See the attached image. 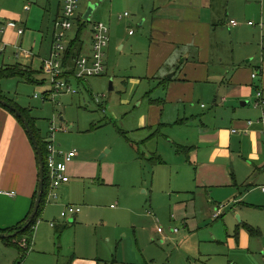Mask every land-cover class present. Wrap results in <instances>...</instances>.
<instances>
[{"label":"crops","instance_id":"crops-1","mask_svg":"<svg viewBox=\"0 0 264 264\" xmlns=\"http://www.w3.org/2000/svg\"><path fill=\"white\" fill-rule=\"evenodd\" d=\"M36 1L41 2L43 6H38L39 8H35L33 11L34 6L25 0H0V17L2 24L7 27L4 36H0L7 46L0 53V71L6 67L21 65L24 68L32 67L41 74L44 73L43 61L49 58L52 53L55 26L62 16L64 4L63 0H52V3L51 0ZM126 2L128 5L124 8L136 4L140 8L139 10H147L148 7L150 10L147 11L152 13L148 16V19H152L149 32H151L150 40H152L151 55L153 53V58L150 57L149 60V79H152V75L159 74L165 67L166 57H169L159 56L158 51L165 47L164 49L169 50L168 54H170L175 52L179 46L187 48L186 51H181L175 64L166 68L167 74L174 73L173 78L165 77L156 85L158 91H163L165 94L162 99L153 102L160 105V108H153L158 115L145 121L140 129L145 133L153 132L147 141L152 138L156 139L158 135L163 137V133L158 134V131H163L166 128L187 126L192 129L186 135V141L179 139L180 141L173 142L175 149L177 148V156L174 155L173 161L178 164V168L174 166L173 162H169L166 155L157 154L156 156L155 152L143 153L144 159L154 166V177L150 178L152 186L158 187V182L167 181V176L156 178L158 169H161L159 167L171 166V169L175 168L179 171L177 177L169 175V179L175 182L177 191L182 194L186 193L190 198L194 195L196 199L189 202L191 204L190 207H187L189 211L201 212L199 197H204L203 200H205L207 208L205 207L203 210L205 209L214 221L224 218L226 210L230 208L234 214L242 216L246 207L254 211L263 210L264 120L262 121V111L260 108H256L255 102L258 90L263 91L264 95V42L263 44L259 42L260 51H255L257 39L255 34L258 33V29H252L255 26H250L251 22L247 21L249 18L247 14L234 12L238 8L237 6L232 9L228 7L222 12L215 6V0H126ZM253 3L248 1L247 6ZM116 4L114 1L109 7L111 12L115 9ZM48 6L51 10L53 7L54 11L49 17ZM258 16L257 14L255 17L258 18ZM104 18L105 21L102 22L110 28L112 18H108V15ZM235 19L239 21L237 27L231 25ZM40 20L45 37L50 35V40L45 41L44 37L39 47L40 50L46 51L43 56L34 55L33 51L29 52L23 49L28 39L32 45L37 44V33H29L28 30L30 26L36 28ZM84 22L88 21L84 19ZM145 23L146 21L141 22L140 26H144ZM18 29L23 30L24 34L20 35ZM248 34L251 42L243 41L240 50L228 49L230 46L227 37L234 39L236 36L241 37ZM130 36L133 37L131 34ZM77 40L82 45L81 55L92 52L93 34L90 36L88 45H85L81 38ZM72 42L67 44L68 47ZM182 58H185L184 61L187 62L181 67L178 60ZM180 71V78H175L176 73ZM253 75H256L257 78L254 79ZM199 97L213 105V110L206 113V107L202 106V111L197 113L190 111L188 114L186 104L190 103V106H194L196 98ZM181 105L184 106L179 109ZM167 106H171L174 111L169 119H166L168 117ZM174 106L177 107L174 108ZM31 117L34 120L36 131L40 135V131L36 127V120L32 115ZM40 138L42 137L40 136ZM164 138L167 140L168 137L164 136ZM75 161L69 165L68 173L71 176V181L60 187L59 198L53 208L58 209L61 213V210L67 205L77 206L81 208V212L67 220L61 218L65 221V224L63 223L61 226L58 221L53 222L56 224L55 227H52L50 223V228L55 231L57 236H61L64 229L70 226L69 224L76 225L78 221L91 220V213L96 209L93 206H89L87 209L82 208L80 204L65 203L67 197L76 195L80 188L86 185L79 181H73V178L79 177ZM182 168L188 173L182 174L179 170ZM38 172L36 151L25 128L14 114L0 106V232L13 229L23 223L32 212L33 200L38 191ZM256 172L263 173L260 176H255ZM248 184H251L249 187L251 189L245 191L246 193L242 192L241 189ZM141 185L143 186V183ZM241 186L242 188H240ZM199 191H201V195L198 196ZM12 193L14 197L8 195ZM144 194H148L147 189ZM116 200L121 207L117 209L120 214H117L119 227L116 234L119 235H117L118 237H122L126 225L122 226L120 217L127 211L133 216V209L137 208L127 204L121 190L117 194ZM156 203L157 201L153 199L151 205L160 215L161 213L158 211L160 207ZM186 203L187 201H180L171 204L174 212H180L184 210ZM242 206L245 207L242 208ZM50 208L46 204L41 218H39L40 223ZM112 208L114 210V207ZM218 208L222 209V213L221 216L215 217ZM209 223L210 221L205 222L206 225ZM42 227L43 224L36 227L32 245L34 247L31 248L33 252L28 255V259L25 258L27 261L24 260L23 263L43 264V260L38 257L45 255L42 245L45 241L46 231L51 232V229L47 227L42 230ZM104 227L108 228V223H104ZM158 230L159 228L157 232H159ZM236 232L235 236H228L227 241H220V243L229 247L226 256H229L232 251L245 256L242 259H238V257H235L236 260L228 259V264H264V255H260L264 252V221L258 224L254 221L250 223L245 221L243 216ZM172 233L177 235L179 232ZM256 238L257 240H255ZM167 240L168 238L164 236L162 241L166 242ZM256 241L260 243L259 246L256 245ZM0 256H2L0 264H16L21 258V252L17 247L6 245L0 239ZM94 260L88 262L78 258L74 259L71 264H99L96 259Z\"/></svg>","mask_w":264,"mask_h":264},{"label":"rangeland","instance_id":"rangeland-1","mask_svg":"<svg viewBox=\"0 0 264 264\" xmlns=\"http://www.w3.org/2000/svg\"><path fill=\"white\" fill-rule=\"evenodd\" d=\"M25 1L34 6L33 11L43 6L36 0ZM102 1L104 0H79L75 23L71 32L67 34L65 44H70L80 37L85 45H88L94 26L105 21L104 17L108 15V18H112V22L111 43L106 52L107 74L82 81L71 80V87L77 93L70 94L66 91L58 93L55 102L44 100V95L52 89L51 83L47 81L44 73L41 74L32 67L29 68L30 73L27 77L36 80V83L14 77L0 80L2 95L13 100L18 108L30 111L36 120V127L40 131L42 140L47 139L52 121L68 130L57 135V143L67 152L77 151L75 163L78 166L79 177L73 178V181L86 185L80 188L76 195L67 197L65 203L80 204L82 208L87 209L89 206L96 208L91 213V220L78 221L76 225L69 224L70 226L64 229L61 236H57L50 228V223L58 221L59 226L65 224V221L61 219V213L68 205L61 210V213L53 208L59 198V191L57 199H51L49 202L46 200L47 207L51 208L48 214L42 217L41 223L39 220L36 227L43 224L42 230L49 227L51 232L46 231L42 245V251L46 256L38 258L43 260V264H71L78 258L88 262L96 259L99 264H228V259L236 260L235 257L242 259L245 255L234 251L226 256L229 247L223 246L220 241H227L228 236L237 234V226L241 223L243 216L244 220L250 223L254 221L258 224L264 221V209L254 211L246 207L242 216L234 214L230 208L226 210L224 218L214 221L211 215H208L205 209L203 210L207 208L204 197H199L201 212L189 211L187 208L191 206L189 202L196 200L194 195L190 198L186 193H180L176 189L175 182L169 179V175L177 177L179 171L175 168L171 169V166L159 167L161 169H158L156 178L167 176V181L158 182V187H153L150 178L154 177V166L144 159L143 153L155 152L156 156L157 154L166 155L169 162H173L178 168V164L173 161L177 149L173 142L179 139L186 141V135L192 129L187 126L166 128L158 131V134L163 133L168 137L167 140L164 136L158 135L156 139L152 138L149 141L147 139L153 132L145 133L140 129L145 121L158 115L153 108H160V105L153 102L162 99L165 94L163 91H158L156 85L165 77L168 78L174 74L173 72L167 74L166 68L175 64L181 51H186L187 48L179 46L170 54H168L169 50L164 49L165 47L158 51L159 56L169 57H166L165 67L159 74L152 75L150 76L152 79H149V60L150 57L153 58L151 32H149L152 19H148L152 13L147 11L150 9L147 7V10H139L136 4L124 8L128 5L126 0ZM114 1L117 4L111 12L109 7ZM232 1L231 3L230 0H215L214 3L222 12L228 7L232 9L237 6L234 12L249 16L247 21L255 26L252 29H258V33L255 34L257 38L255 51H260L259 42L261 44L264 42V29H261V24L264 23V9L263 14L261 13L264 0ZM248 1L254 3L247 6ZM91 5L100 7L96 9L91 20L85 23L83 16ZM44 6L47 8L46 5ZM52 12L54 13L53 7L51 10L48 6V17L52 15ZM125 14L129 17L120 20L119 17ZM257 14L258 18L255 17ZM25 16L27 18V14ZM145 21V25L140 26L141 22ZM234 21L239 24L238 20ZM84 24L86 25L82 27ZM28 32L37 33L38 42L32 45L28 39L23 49L33 51L34 55H45L46 51L39 49L45 37L41 20L36 28L30 26ZM130 32L133 33V37L130 36ZM47 40H50L49 34L45 37V41ZM227 40L230 46L228 49L231 50H240L243 41H252L249 34L236 36L234 39L227 37ZM184 59L178 60L181 67L186 65L187 61ZM176 74L175 78L179 79L181 71ZM35 95L41 98L37 99ZM186 105L188 114L190 111L191 113L202 111V106L206 107V113L213 110V105L201 97L196 98L194 106H190V103ZM183 106L181 105L179 109ZM167 109L166 119H169L174 111L171 106H167ZM179 170L182 174L188 173L183 168ZM262 173L256 172L255 176H260ZM250 186L251 184L243 188L241 186V191L247 192L251 189ZM145 189L148 190V194H144ZM120 190L127 204L137 208L133 209V216L127 211L120 217L122 226L126 225L122 237L116 234L119 227L117 214H120L117 209L121 208L116 196ZM200 193L201 191L198 196L201 195ZM153 199L160 207L158 209L160 215L151 205ZM180 201H187L186 207L183 211L174 212L171 203ZM250 201L252 202V199ZM172 215L177 218H173ZM209 221L210 223L206 225L205 222ZM104 223H108V228L105 229ZM158 228L164 233L157 232ZM175 231L179 233L173 234L172 232ZM164 236L168 238L166 242L162 241ZM258 244L260 243L256 241V245ZM260 255H264V252ZM26 258L28 259V256ZM1 259L2 256L0 261ZM25 262L23 264H26Z\"/></svg>","mask_w":264,"mask_h":264},{"label":"built area","instance_id":"built-area-1","mask_svg":"<svg viewBox=\"0 0 264 264\" xmlns=\"http://www.w3.org/2000/svg\"><path fill=\"white\" fill-rule=\"evenodd\" d=\"M79 0H63V12L60 19H58L55 26V40L52 47V53L49 58L43 61V71L47 76V81L51 83L52 89L50 92L44 95V100H52L55 102V98L58 93L66 91V93L75 94L77 93L71 87V80L76 79L78 81L86 80L91 77H102L107 74L108 67L106 64V52L111 42L110 28L105 23H97L93 28V41H92V52L80 55L74 60L75 69L71 72L67 66L64 65L67 48L65 44L68 38V33L71 32L77 9L79 7ZM125 17H129L128 14L120 16V20ZM231 25L234 27L239 26L236 21H232ZM253 24L250 23V26ZM261 28H264V23L261 24ZM7 27L2 24L0 17V36H4ZM133 35L132 32H130ZM19 34L23 35L24 31L19 30ZM6 44L0 37V53L6 49ZM256 79L257 76L253 75ZM37 99H40L39 95H35ZM256 108H260L262 111V121L264 120V95L263 91L258 90L257 100L255 102ZM60 132H68L63 126H58L55 121L51 122L50 131L47 139L42 140L45 144V152L43 159H45V174L48 178V194L47 201L51 199H57V192L60 187L68 184L71 181V176L68 173L69 165L75 161L78 153L77 151H65L60 144L57 143V135ZM14 197V194H8ZM81 212L80 207L67 206L65 211L61 213V218L67 220L69 217L76 216ZM222 209L218 208L215 213V217L221 216ZM52 227L56 224L52 223ZM162 233V229L158 230ZM177 232V231H175ZM22 248H27L28 243L26 239L19 242Z\"/></svg>","mask_w":264,"mask_h":264},{"label":"trees","instance_id":"trees-1","mask_svg":"<svg viewBox=\"0 0 264 264\" xmlns=\"http://www.w3.org/2000/svg\"><path fill=\"white\" fill-rule=\"evenodd\" d=\"M86 24H84L82 27H84ZM77 39H80L77 38ZM75 40L72 42V44L67 48V54H66V58H65V62L64 65L67 66L69 69H71V74L72 71H74L75 69V65H74V60L79 57L82 53V45L80 44V42L78 40ZM30 67H26V69L24 67H22L21 65H15V66H11V67H6L5 69L0 71V80L2 79H11V78H21L22 80H25L26 82H37L36 80H33L32 78L27 77V74L30 73ZM0 99H3L5 101H7L10 104H13L15 107H17V105L14 103V101L9 100L8 98H5L2 95L1 92V83H0ZM1 106V105H0ZM3 107V106H2ZM4 108V107H3ZM18 108V107H17ZM6 109V108H5ZM26 117L27 121L29 122L31 128H33L35 135L37 137L38 142L40 143V147L42 150V153L44 154L45 152V144L42 142V139L40 138V135L37 133V129L35 128V124H34V120L31 117V113L30 111L27 110H23L21 108H18ZM9 113L14 114V116L18 119V121L21 123V125L23 126L21 120L16 116L15 113L10 112L8 109H6ZM48 178L46 175V181H45V193L43 196V200L41 203V208L39 210L38 216L36 218V221L34 223L31 224L30 228H28L27 230H25L24 232H22V229L24 228L25 224L27 223V219L29 218V216L26 218V220H24L23 223L19 224L18 226H16L13 229L10 230H4L1 231L3 233H9V234H15L17 233L16 237L13 239H7V240H3L6 245L12 246V247H17V249L19 250V252H21V258L19 259V261L16 262V264H22L23 261L25 260V258L31 253V248L35 239V230H36V226L39 222V218L41 216V214L43 213V210L45 209L46 206V200H47V194H48ZM37 197V193L34 197L33 200V208H34V202L36 200ZM32 208V210H33ZM31 214V213H30ZM23 239L27 240L28 243V247L27 248H22L19 245V242Z\"/></svg>","mask_w":264,"mask_h":264},{"label":"water","instance_id":"water-1","mask_svg":"<svg viewBox=\"0 0 264 264\" xmlns=\"http://www.w3.org/2000/svg\"><path fill=\"white\" fill-rule=\"evenodd\" d=\"M98 5H91L84 18L85 21H90L91 17L93 16V14L95 13L96 9L98 8ZM174 74L170 75L168 78H173ZM0 105L3 106L4 108L8 109L10 112H13L16 114V116L21 120L23 127L25 128L27 134L30 137L31 142L34 145L35 151H36V157L38 159V165H39V183H38V187H37V197L36 200L34 202V208L29 216V218L27 219V223L25 224L24 228L22 229V232H24L25 230H27L28 228H30L31 224L34 223L36 221V218L38 216L39 210L41 208V203L43 200V196L45 193V181H46V174H45V159H43V153L40 147V143L37 140V137L35 135V132L33 130V128H31L29 122L27 121L25 115L17 108L15 107L13 104L8 103L7 101L0 99ZM17 235V233L15 234H9V233H3L0 232V239L1 240H7V239H13L15 238Z\"/></svg>","mask_w":264,"mask_h":264}]
</instances>
